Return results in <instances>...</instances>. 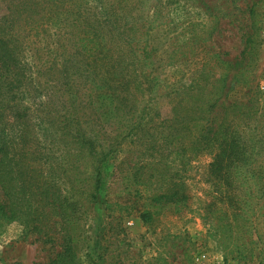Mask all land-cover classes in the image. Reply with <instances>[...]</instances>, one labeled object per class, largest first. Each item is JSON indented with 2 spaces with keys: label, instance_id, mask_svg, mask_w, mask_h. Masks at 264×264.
Returning a JSON list of instances; mask_svg holds the SVG:
<instances>
[{
  "label": "trees",
  "instance_id": "obj_1",
  "mask_svg": "<svg viewBox=\"0 0 264 264\" xmlns=\"http://www.w3.org/2000/svg\"><path fill=\"white\" fill-rule=\"evenodd\" d=\"M148 2L0 0V226L16 221L35 242L54 244L52 264H84L86 245L89 264H111L105 233L88 239L84 215L123 146L136 155L125 174L149 188L153 207L186 200L187 166L198 157H210L206 173L218 202L238 210L235 222L242 184L264 181V109L250 68L240 67L245 49L233 60L216 53L189 83L162 89L147 35L169 3ZM175 2L213 16L207 0ZM236 84L248 88L245 103L230 99ZM100 89L113 103L105 113L93 104ZM242 226L241 238L250 233Z\"/></svg>",
  "mask_w": 264,
  "mask_h": 264
},
{
  "label": "rangeland",
  "instance_id": "obj_2",
  "mask_svg": "<svg viewBox=\"0 0 264 264\" xmlns=\"http://www.w3.org/2000/svg\"><path fill=\"white\" fill-rule=\"evenodd\" d=\"M163 1L169 3L167 11L147 35L154 53L152 75L162 80L161 88L169 90L189 83L216 53H225L223 59L233 60L245 49L240 67L250 68V79L254 76L251 85H257L258 106L264 109V0H207L213 9L211 17L182 2ZM189 22L198 25L193 30ZM250 35L253 46L252 42L245 43ZM247 89L244 84H236L230 99L245 103L251 96H246ZM92 96L98 113L112 108L109 91L100 89ZM134 150L133 146H123L110 156L105 188L84 215L88 239L96 236V240L105 233L99 241L101 245L108 241L107 263L264 264V181L251 179L242 184L247 191L246 197L242 196L243 220L237 217L235 222L233 215L238 210L218 202L214 181L206 173L210 157H198L187 166L186 200L153 207L149 204V188L125 174ZM144 211L151 214L146 223L140 219ZM243 221L250 226V233L241 238L237 231L243 229ZM255 227L258 234L251 229ZM34 237L16 221L0 226V264H52L59 248L35 242ZM251 237L254 242L249 244ZM86 249L87 245L82 249V259L89 264Z\"/></svg>",
  "mask_w": 264,
  "mask_h": 264
}]
</instances>
